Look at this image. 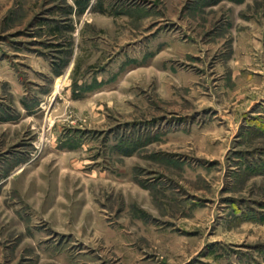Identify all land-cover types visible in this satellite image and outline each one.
<instances>
[{
    "label": "rangeland",
    "instance_id": "1",
    "mask_svg": "<svg viewBox=\"0 0 264 264\" xmlns=\"http://www.w3.org/2000/svg\"><path fill=\"white\" fill-rule=\"evenodd\" d=\"M0 264H264V0H0Z\"/></svg>",
    "mask_w": 264,
    "mask_h": 264
}]
</instances>
